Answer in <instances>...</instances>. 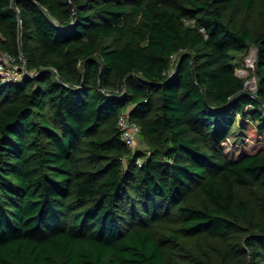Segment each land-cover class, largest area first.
Instances as JSON below:
<instances>
[{
	"label": "trees",
	"instance_id": "16d2710c",
	"mask_svg": "<svg viewBox=\"0 0 264 264\" xmlns=\"http://www.w3.org/2000/svg\"><path fill=\"white\" fill-rule=\"evenodd\" d=\"M70 1L0 0V264H264V145L222 149L264 135L255 0Z\"/></svg>",
	"mask_w": 264,
	"mask_h": 264
},
{
	"label": "rangeland",
	"instance_id": "374dc122",
	"mask_svg": "<svg viewBox=\"0 0 264 264\" xmlns=\"http://www.w3.org/2000/svg\"><path fill=\"white\" fill-rule=\"evenodd\" d=\"M130 17L133 18V15L130 14ZM242 21L246 26H248L252 30V34H257L261 32L264 28V0H255V5L250 13H245L241 17ZM257 57V50L254 44H251L249 49L245 53H239L235 56V65H236V74L246 79L248 82L255 75L254 67ZM174 63V61H173ZM250 85H248L249 87ZM250 87L248 89H252ZM243 121L240 118H237L234 126L232 128V132L226 139V141L222 144V149L225 154L232 156L234 153L243 151V150H251L259 148L260 145H264V135L259 138L252 134V131L246 132V124L247 120ZM242 125V126H241ZM245 126V127H244ZM241 132V133H240ZM250 134H252L250 136ZM140 151L146 153L148 148L146 147L143 139L140 137L136 140L135 145L132 147V151ZM188 242L194 243L195 240L191 239Z\"/></svg>",
	"mask_w": 264,
	"mask_h": 264
},
{
	"label": "built area",
	"instance_id": "2783aa9c",
	"mask_svg": "<svg viewBox=\"0 0 264 264\" xmlns=\"http://www.w3.org/2000/svg\"><path fill=\"white\" fill-rule=\"evenodd\" d=\"M201 31H203L201 29ZM175 58L172 57V60ZM25 61L20 56L16 58L15 56L0 51V79L5 81H14L18 80L22 76L21 70H24ZM256 77L253 76L251 80L248 82L245 81V90L250 92L256 91ZM248 85H250L248 87ZM253 87L252 89H248ZM128 109L123 111L117 121L118 128L120 129L121 139L129 146L133 147L136 143V140L139 138L140 135V127L137 123L133 122L129 118Z\"/></svg>",
	"mask_w": 264,
	"mask_h": 264
},
{
	"label": "water",
	"instance_id": "95a60500",
	"mask_svg": "<svg viewBox=\"0 0 264 264\" xmlns=\"http://www.w3.org/2000/svg\"><path fill=\"white\" fill-rule=\"evenodd\" d=\"M67 5H68V8H69V10L71 11V13L73 15V18H75L76 10H75V8H74V6H73V4L71 3L70 0H67ZM24 69L26 70L25 66H24Z\"/></svg>",
	"mask_w": 264,
	"mask_h": 264
}]
</instances>
